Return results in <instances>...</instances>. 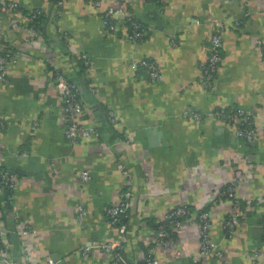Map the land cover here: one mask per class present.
I'll use <instances>...</instances> for the list:
<instances>
[{"label":"crops","instance_id":"0c3cea01","mask_svg":"<svg viewBox=\"0 0 264 264\" xmlns=\"http://www.w3.org/2000/svg\"><path fill=\"white\" fill-rule=\"evenodd\" d=\"M18 1L47 16L54 3ZM121 1L147 28L143 39L130 40L123 27L112 31L104 25L105 8L118 0H102L101 6L58 0L38 37L27 18L14 26L2 13L6 38L25 51L10 66L8 81L0 80V147L4 166L17 179L14 202L3 217L11 259L112 264L108 252L86 247L118 242L127 264L139 262L146 248L160 264H192L201 240L197 217L185 221L174 246H150L157 234L152 221L188 203L214 212L212 236L223 255L212 254L203 264H264V202L250 206L230 233L225 219L232 204L220 193L242 174L238 194L264 199V0ZM217 22L223 23L222 59L208 87L202 64ZM71 50L87 53L89 66L82 69ZM146 58L158 65V80L141 65ZM50 66L79 82L88 108L82 120L95 123L99 137L72 142L66 136L62 94ZM236 106L257 115L253 143L238 136L228 118L192 116L194 109ZM86 169L90 180L82 177ZM129 186L124 232L110 223L107 211ZM80 205L88 209L83 220ZM22 221L38 236L17 235Z\"/></svg>","mask_w":264,"mask_h":264},{"label":"built area","instance_id":"2783aa9c","mask_svg":"<svg viewBox=\"0 0 264 264\" xmlns=\"http://www.w3.org/2000/svg\"><path fill=\"white\" fill-rule=\"evenodd\" d=\"M95 5L101 6L102 0H94ZM22 6L18 0H0V22L2 20V13H7L12 19L13 25L16 26L21 22L22 18H27L29 22V28L34 33V37H38L41 34V29L37 26L35 21L36 14L27 16L19 9ZM38 13L45 12L42 8H36ZM250 11H246L249 15ZM135 16L127 9L121 0H118L117 4L107 6L103 14V23L108 29L112 31L120 30L122 27L126 29V36L133 41H139L143 39L147 34V28L144 27L142 22L137 21ZM123 23H129L124 26ZM242 21H238L237 24L241 25ZM223 23L217 22V29L212 33L210 42L207 46V57L202 64V74L204 83L206 86H211L214 80L215 74L219 69L222 59V46H223ZM61 37L65 38L66 34L63 33ZM24 49V48H23ZM24 50L16 46V44L6 38L3 29L0 26V80L8 81L10 66L13 63H17L21 57L25 54ZM71 55H76L84 59L86 64L90 63L87 53L70 51ZM141 65L151 70V74L154 80H158L162 74L155 61L146 58L142 60ZM56 72H52L53 83L60 89L62 99L64 103V117H65V134L72 142H78L82 138L99 137L100 129L93 124H85L82 120L84 114L88 111L87 105L84 101L81 92V86L78 81L71 78L67 72L61 67H55ZM133 68H138L137 64L133 65ZM213 118H228L232 121L235 131L238 136L242 137L249 143H253L258 139L259 127L256 123L257 115L249 111L243 106H236L232 109L224 107L216 108L208 112H202L199 109L192 111V116L195 120H199L204 116ZM110 117L113 119L114 115L111 113ZM247 171V174H246ZM82 177L85 180H90V170H83ZM253 170L251 168L245 169V175L252 176ZM242 174L235 175L226 184V188L220 192L221 195L227 196L231 200L232 209L227 214L225 219V228L228 232L232 233L236 227L240 224L246 214V210L254 203H263L264 199L248 198L244 199L238 194V186L242 183ZM17 186V179L9 169L3 168L2 149L0 147V264H27L20 262L16 259H11L9 255V245L5 238L6 227L3 225V217L5 207L7 204H13L15 195L14 192ZM11 188L12 194L9 197L5 196V188ZM132 189L129 186L128 189L121 192L120 199L113 202L108 207L109 221L113 226H119L124 232L127 230V223L123 222V216L129 211L131 206ZM217 200V198H216ZM88 213V209L84 205L79 206V216L83 220ZM214 212L210 208L206 209L195 208L188 203L179 204L177 207L170 209L163 219H171L173 221V230L179 234V231L184 226L185 221L190 218L199 220L201 229L200 248L196 255L193 257L192 264H203V259L211 256L212 254L223 255V251L219 249L218 244L214 241L212 236ZM17 235L22 239H32L38 236V232L35 227L28 221H22L19 227L14 230ZM178 238L171 236L170 231L165 228L158 232L153 243L160 246H174ZM122 243L118 242H105L94 243L86 247V251H90L95 248L102 249L108 252L111 256L112 264H127L122 254ZM260 252L255 253V258H259ZM50 260V264H52ZM136 264H160L159 260L151 253H144L143 257L136 262Z\"/></svg>","mask_w":264,"mask_h":264},{"label":"trees","instance_id":"16d2710c","mask_svg":"<svg viewBox=\"0 0 264 264\" xmlns=\"http://www.w3.org/2000/svg\"><path fill=\"white\" fill-rule=\"evenodd\" d=\"M19 9L22 10L24 13H26L27 16H32V15L36 14L37 16L35 18V21L37 22V26L40 29L42 28L44 22L46 21V19L48 17L46 12L38 13L36 11V8L35 9H28V8H25L24 6H20ZM134 18L137 19V21H140L136 16ZM127 24H128L129 29H130L131 26L129 25V23H127ZM79 60H80L79 64H80L82 69L87 68L89 66V64H90V63L86 64L84 59L79 58ZM50 67L53 68L54 72H56V70H57L56 68H54L53 66H50ZM218 108H220V107H218ZM3 168L4 169H8L6 166H4V164H3ZM225 188H226V186H225ZM11 194H12V189L6 187L5 188V196L9 197ZM224 197L227 198V196H224ZM177 206H174L173 208H175ZM205 208L208 209L210 207H205ZM247 211L248 210H246V212ZM123 222L127 223V217L126 216H123ZM152 223H153V227L155 228L157 233L160 232L161 229L165 228L166 230L170 231L171 236H173L174 238H178L177 232L175 230H173V225H172L173 221L171 219H163V218L161 220H156L155 219V220L152 221ZM153 244L154 243H151L150 246H152ZM148 250H149V248H146L145 251L147 252Z\"/></svg>","mask_w":264,"mask_h":264},{"label":"water","instance_id":"95a60500","mask_svg":"<svg viewBox=\"0 0 264 264\" xmlns=\"http://www.w3.org/2000/svg\"><path fill=\"white\" fill-rule=\"evenodd\" d=\"M58 0H54V3L52 5V7L50 8L49 12H48V17H47V20H46V23L45 25L47 26L51 17H52V14H53V9H54V6L55 4L57 3ZM12 168L14 169V171H19L21 173H25L26 171H24L22 168H19V167H16V166H12ZM9 206V204H8Z\"/></svg>","mask_w":264,"mask_h":264},{"label":"rangeland","instance_id":"374dc122","mask_svg":"<svg viewBox=\"0 0 264 264\" xmlns=\"http://www.w3.org/2000/svg\"><path fill=\"white\" fill-rule=\"evenodd\" d=\"M1 24H2V20H1V22H0V26H1Z\"/></svg>","mask_w":264,"mask_h":264}]
</instances>
